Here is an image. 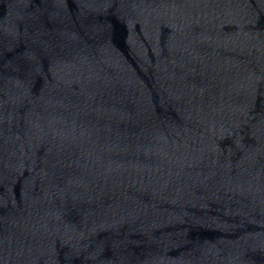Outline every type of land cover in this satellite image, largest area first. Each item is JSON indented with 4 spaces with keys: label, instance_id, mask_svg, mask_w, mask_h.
I'll list each match as a JSON object with an SVG mask.
<instances>
[{
    "label": "water",
    "instance_id": "water-1",
    "mask_svg": "<svg viewBox=\"0 0 264 264\" xmlns=\"http://www.w3.org/2000/svg\"><path fill=\"white\" fill-rule=\"evenodd\" d=\"M0 264H264V0H0Z\"/></svg>",
    "mask_w": 264,
    "mask_h": 264
}]
</instances>
